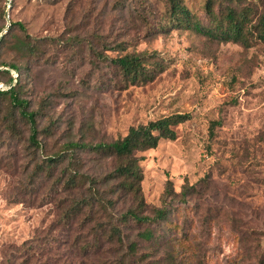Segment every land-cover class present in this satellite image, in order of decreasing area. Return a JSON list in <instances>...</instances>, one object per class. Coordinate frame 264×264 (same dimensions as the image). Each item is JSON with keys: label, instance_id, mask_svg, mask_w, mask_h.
<instances>
[{"label": "rangeland", "instance_id": "1", "mask_svg": "<svg viewBox=\"0 0 264 264\" xmlns=\"http://www.w3.org/2000/svg\"><path fill=\"white\" fill-rule=\"evenodd\" d=\"M180 2L193 20L212 25L207 0ZM227 4L254 15L264 10V0H215L216 15ZM171 18L168 0H0V37L22 23L42 45L38 56L22 58L16 45L23 32L15 26L0 47V64L29 67L22 86L37 113L40 144L30 143L23 119L21 134L0 125V264H23L30 253L39 264L55 262L70 253L73 241L62 245L67 236L54 226L65 200L79 195L62 190L63 174L77 169L90 186L119 165L89 150L74 151L77 164L70 143H110L175 114L191 115L176 128L178 138L141 154L144 215L163 206L168 190L172 212L157 225L121 226L126 237L140 241L139 233L153 228L162 242L142 243L147 257L189 247L192 264H264V43L256 35L248 46L219 42ZM127 55L143 59L136 83L114 64ZM9 85L0 76V88ZM213 121L222 125L212 137ZM117 203L116 217L131 206Z\"/></svg>", "mask_w": 264, "mask_h": 264}, {"label": "trees", "instance_id": "2", "mask_svg": "<svg viewBox=\"0 0 264 264\" xmlns=\"http://www.w3.org/2000/svg\"><path fill=\"white\" fill-rule=\"evenodd\" d=\"M223 2V0H219ZM233 2V0H229ZM171 6V20L179 27H186L204 33L219 42H237L246 46L250 45L251 36L264 43V10L262 14L253 13L251 8L238 10L230 4L225 6L226 12L216 15L214 12L215 0H207L206 10L213 19L212 25L202 26L198 21L192 19L190 11L182 5L180 0H168ZM23 32V37L16 45L20 56L28 58L38 56L42 49L40 39H34L27 33V29L22 23H12L11 28L0 37V47L3 48L13 34L14 28ZM6 27L0 29V34ZM114 64L133 83L139 81L144 75L143 59L139 56L127 55L117 58ZM0 76L6 77L9 88H0V111L4 110L5 117H0V125L4 132L16 135L21 134L17 125V119L26 121L31 135L29 141L34 146H40L38 142L37 113L30 110L29 101L24 96L23 80L29 78L28 65L19 67L16 64L2 62ZM6 68H9L7 70ZM22 70L25 73L22 74ZM12 71H16L19 76L14 78ZM22 76L26 78L23 79ZM191 119L189 114H175L167 116L148 124L133 126L128 134L119 140L110 143L86 144L70 143L68 148L73 154L69 156L71 161H75L76 150L95 152L103 157L111 158L119 162L115 171L103 180L93 179L90 186L86 184L85 177L72 169L65 179L60 180L64 191L78 193L79 197H71L65 200L62 207L61 216L54 228H60L65 232L67 239L62 245L71 243V257L69 250L62 252V256L57 261L46 258L41 264H192L196 255L195 250L189 247H182L177 250L164 251L161 249L147 257L142 253L144 247L142 243L158 246L162 241L151 227H145L139 233L140 241H131L126 237L121 226L123 225H147L162 223L167 221L172 209L169 205L168 197L171 191L166 192L163 206L155 209L153 216L144 215L147 204L142 192V182L144 180L141 161L144 159L141 154L152 149H156L162 140L175 141L178 138L176 128ZM222 125L221 121H213L210 125L211 135L214 136L215 129ZM21 136V135H20ZM70 152L69 149L65 153ZM54 159H51V162ZM51 166V165H50ZM62 176V177H63ZM109 186L110 191L103 188ZM108 193L111 195L109 196ZM185 195V193H184ZM124 199L130 202V207L119 217L116 210L117 201ZM53 230V228H52ZM49 230L47 236L52 238L53 231ZM89 230V231H87ZM89 233V235H88ZM57 240L53 238V242ZM52 244V242H50ZM47 245L48 242H47ZM157 249L158 247H150ZM37 254L30 253L29 258L23 264L30 262L39 264ZM72 258V259H71ZM78 260V261H76ZM32 261V262H31ZM22 264V263H21Z\"/></svg>", "mask_w": 264, "mask_h": 264}]
</instances>
